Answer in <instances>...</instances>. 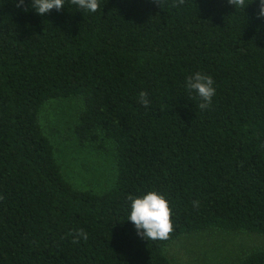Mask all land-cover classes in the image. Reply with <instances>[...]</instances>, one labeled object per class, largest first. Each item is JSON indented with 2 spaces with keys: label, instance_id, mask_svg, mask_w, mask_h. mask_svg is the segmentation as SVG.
<instances>
[{
  "label": "trees",
  "instance_id": "obj_1",
  "mask_svg": "<svg viewBox=\"0 0 264 264\" xmlns=\"http://www.w3.org/2000/svg\"><path fill=\"white\" fill-rule=\"evenodd\" d=\"M17 3L0 0V264H170L165 246L190 233L264 236L255 0H100L96 13L66 0L44 16ZM197 71L216 87L206 110L184 87ZM76 97L80 144L115 148L102 193L66 180L39 121L49 100ZM149 190L169 201L166 240L138 238L126 221L129 197ZM236 264H264V248Z\"/></svg>",
  "mask_w": 264,
  "mask_h": 264
},
{
  "label": "rangeland",
  "instance_id": "obj_2",
  "mask_svg": "<svg viewBox=\"0 0 264 264\" xmlns=\"http://www.w3.org/2000/svg\"><path fill=\"white\" fill-rule=\"evenodd\" d=\"M82 108L79 97L49 100L39 113V121L66 180L75 189L102 193L115 183V148L109 140L80 144L74 127ZM263 248V235L207 230L168 243L164 255L170 264H236Z\"/></svg>",
  "mask_w": 264,
  "mask_h": 264
},
{
  "label": "clouds",
  "instance_id": "obj_3",
  "mask_svg": "<svg viewBox=\"0 0 264 264\" xmlns=\"http://www.w3.org/2000/svg\"><path fill=\"white\" fill-rule=\"evenodd\" d=\"M26 0H18L17 7H24ZM232 4V0H228ZM66 0H30L31 9L39 16L50 13L53 9L57 12L65 9ZM258 5V18H264V0H255ZM77 11L96 13L100 10V0H71ZM184 87L189 94L194 93L201 101L199 108L206 110L210 107L216 94V87L210 75L199 71L192 73L185 79ZM139 103L148 106L150 103L147 92H140ZM126 210V221L132 223L138 238L147 240H166L174 231L172 210L168 199L155 190H149L138 196L129 197ZM199 201L193 202V207H198ZM87 233L80 229L76 233V241L86 240Z\"/></svg>",
  "mask_w": 264,
  "mask_h": 264
}]
</instances>
